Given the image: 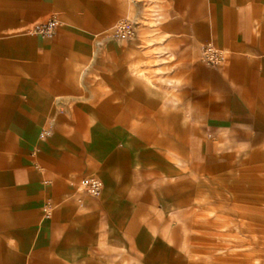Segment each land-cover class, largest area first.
Here are the masks:
<instances>
[{
    "label": "crops",
    "instance_id": "obj_1",
    "mask_svg": "<svg viewBox=\"0 0 264 264\" xmlns=\"http://www.w3.org/2000/svg\"><path fill=\"white\" fill-rule=\"evenodd\" d=\"M242 165L264 168V0H0V264H184L195 184Z\"/></svg>",
    "mask_w": 264,
    "mask_h": 264
},
{
    "label": "rangeland",
    "instance_id": "obj_2",
    "mask_svg": "<svg viewBox=\"0 0 264 264\" xmlns=\"http://www.w3.org/2000/svg\"><path fill=\"white\" fill-rule=\"evenodd\" d=\"M195 186L184 264H264V168L242 165Z\"/></svg>",
    "mask_w": 264,
    "mask_h": 264
},
{
    "label": "built area",
    "instance_id": "obj_3",
    "mask_svg": "<svg viewBox=\"0 0 264 264\" xmlns=\"http://www.w3.org/2000/svg\"><path fill=\"white\" fill-rule=\"evenodd\" d=\"M58 26L59 21L56 18H51L46 22L34 25L29 32L42 38H50L54 35ZM134 32L135 24L128 18L120 19L115 26V36L121 40L130 39ZM200 48V59L206 65L216 68L224 63V51L212 43H203ZM78 185L79 189L90 197H98L103 188L102 182L96 176L84 177L79 180Z\"/></svg>",
    "mask_w": 264,
    "mask_h": 264
}]
</instances>
